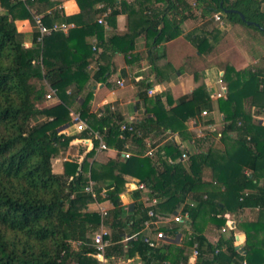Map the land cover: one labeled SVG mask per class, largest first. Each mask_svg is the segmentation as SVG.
<instances>
[{
    "label": "trees",
    "instance_id": "1",
    "mask_svg": "<svg viewBox=\"0 0 264 264\" xmlns=\"http://www.w3.org/2000/svg\"><path fill=\"white\" fill-rule=\"evenodd\" d=\"M133 3L143 14L139 28L102 38L103 24L98 18L106 7L111 15H130L138 12L131 9ZM59 4V0H0V264H99L90 236L100 223L111 230L110 244L104 251L109 258L139 254L142 264H189L188 249L195 247L194 264H263L264 254L258 257V246L247 237L241 252L233 246L232 235L211 244L196 231H190L180 245L164 242L150 247L141 237L128 239L124 247L121 240L143 227L149 210L160 215L174 213L181 202L192 223L207 205L211 220L221 227L226 221L222 213L227 203L220 200L224 194L233 196L237 208L257 204L258 220L264 222V186L251 189L257 163L264 166V125L253 118L264 116V66L240 71L243 112L229 117L219 137L236 143L238 158L229 165L211 147L189 154L186 162L178 159L169 163L167 157L175 159L181 154L174 138L156 147L151 158L140 156L146 151L144 138L180 131L184 121L200 117L203 109L212 110L196 75L192 91L168 109L161 102V93L147 95L151 82L146 77L134 79L145 112L153 115L130 123L122 122L121 114L110 106L104 114L89 112L91 92L86 93L76 109L81 119L101 134L107 146L118 153L131 152L119 171L113 169L118 158L104 163L92 159L98 141L86 129L68 137L90 139L91 147L80 160H65L63 173L57 174L52 159L60 154L61 126L70 124L71 101L90 78L105 81L109 77L115 53L133 50L136 38L142 35L148 38V59L163 58L156 46L180 34L185 19L203 20L215 14H221L226 23L251 26L264 34V0H104L102 7L89 5L74 15H65L57 8ZM32 7L40 22L69 24L67 31H53L38 42ZM18 19H29L33 25L29 47L24 46V35L16 27ZM225 32L224 26L216 25L189 31L185 37L200 54H209ZM91 35L97 37L92 44L87 41ZM90 58L97 63L91 75L87 68ZM71 83L75 89L67 94ZM49 88L56 89L60 101L40 107ZM218 108L233 111L234 105L218 98ZM33 118L38 120L32 122ZM211 120L207 115L202 122ZM206 168L211 172L208 182L203 180ZM125 175L137 178V184L142 183L149 200L155 202L124 208L120 194L125 190ZM89 179L92 191H85ZM221 186L226 192L216 197L214 189ZM133 195L138 197L140 189L134 188ZM101 200L111 203L102 218L88 209L90 203Z\"/></svg>",
    "mask_w": 264,
    "mask_h": 264
},
{
    "label": "crops",
    "instance_id": "2",
    "mask_svg": "<svg viewBox=\"0 0 264 264\" xmlns=\"http://www.w3.org/2000/svg\"><path fill=\"white\" fill-rule=\"evenodd\" d=\"M103 1L104 0H59L60 4L57 5V8L63 9L65 15H74L78 13L80 9L89 5L93 8L102 7ZM125 1L131 3L134 0ZM107 8L110 9L109 6H107ZM134 8L137 7L133 3L131 9L138 11ZM30 11L33 15H38L34 7L30 8ZM128 15L129 14L125 12L117 15H111L109 12L106 13L102 23V38L106 39L111 34L118 31L127 32L139 28L143 16L142 12H130V15ZM219 15L220 17L222 16L221 14ZM203 20L199 18L185 19L181 24L182 32L180 34L156 46L158 53L161 54L163 52L164 57H160L154 61H150L147 57L149 51L147 47L148 38L142 35L138 36L134 42L135 45L133 50L126 54L115 53L112 56L110 65L112 72L105 81H95L92 78L87 80L86 87L76 94L69 105L70 124L67 123L60 128L63 133L61 141L59 142L60 154L52 159L53 172L62 174L65 160H80L84 152L88 151L91 147V141L89 140H82V138L78 137L68 139L71 135L79 132L71 122V117L72 113L78 112L76 109L88 91L91 92L88 101L89 112L104 114L105 107L110 106V109L118 111L121 114L123 119L122 122L130 123L145 117L151 118L153 114H147L145 112V106L137 94L138 87L133 82L134 79H142L145 77L148 82H151V87L147 91V95L150 96L153 93H161V102L164 107L168 109L177 103L180 96L192 91L194 75H196L205 99L212 103V110H207L206 114L200 113V117H193L184 121V127L179 129L180 131L176 130L167 135L159 134L156 137L144 138L143 145L146 147V151L140 156L151 158V155L147 154L148 150L153 149L154 151L156 147L161 146L166 140L174 138L179 144L178 151L181 152V154L175 159L170 156L167 157L169 163L176 162L178 159H182V161L186 162L189 154L205 151L209 147L214 150V153L220 155L221 161L227 162L228 165L238 158H235L234 151L236 143L228 138L220 140L219 137L229 117H231L233 113L243 112L244 103L242 98L240 71L248 66H264V36L262 35L263 37H260L263 38L262 41L257 42L260 45L257 43L253 45L247 40L246 36H243V34H245L244 30L247 28L245 25L225 23L224 27L226 32L220 36L213 51L209 54H200L186 39L185 34L193 30L211 29L212 27L207 28V23L204 24ZM219 22L223 24L222 18ZM15 24L17 29L24 35V46H31L33 36V25L31 21L29 19H18L15 20ZM70 24L71 26L73 25V23ZM249 31L252 32V29H249ZM227 36H231V40L229 41L231 43L228 44L227 50H223L222 45H224L223 42ZM96 40V35L87 37V41L91 44ZM220 49L224 56L218 58L217 54H220V51H218ZM136 54L139 55V59L134 58V56L137 57ZM89 61L87 68L91 75L92 72L90 71H93L92 69L97 67V63L91 58ZM222 87L223 90H221ZM74 89L75 84L71 83L67 85L66 93L69 94ZM220 91H222L221 96L211 97L212 94ZM218 98L232 101L234 110L226 111L224 109H219ZM44 101L49 102V104L40 105V107H48L49 105L58 103L60 98L56 95V97L45 99ZM251 110L253 111V107ZM207 115L208 118L212 120L211 122L203 123L202 121H204ZM253 118L264 125L263 115H253ZM126 146L128 147L129 143H127ZM182 153L185 154V157L182 156ZM115 158L119 160L116 162L113 169L119 171L126 158L123 157L121 153H118L117 149L109 147V145L106 150L96 151L95 149L92 159L104 163L109 159ZM257 164V169L252 180V190L264 186V166H262L260 162ZM245 172L249 173V170H245ZM125 179L127 181L125 183V190L120 194V200L124 208L129 210L134 203L138 202H142L144 205H151L155 202V200H149L146 190L144 189L145 187H138L140 183L137 184V178L125 175ZM203 180L206 182L211 180V172L208 168L203 171ZM106 181L108 182L109 180L107 179ZM136 187L140 189V195L138 197L133 195L134 188ZM214 191L216 192V197H220L223 192H226V189L224 186H221L219 189H214ZM220 200L227 203V208H225L226 210L222 213L226 221L221 227H217L213 223L210 217V207L207 205L205 207L204 205L193 223L189 221V217H184L183 220L178 222L173 219H167L168 221L165 222V224L161 223L157 228L168 231L169 236H171V239L165 242L180 245L189 237L190 231L201 233L211 244H215L221 236L227 237L228 235H232L234 237L232 244L238 251H243L244 243L248 238L250 243L258 246L255 248L258 257L262 256V254H264V222L258 220L259 206L255 204L237 208L233 196L231 197L228 194L222 195ZM220 204L223 205V203ZM183 205L184 203L181 202L176 207L174 213H164V215L170 217L181 215L184 213ZM99 206H102L107 211L111 207V203L107 200L93 201L88 205V209L99 212ZM102 225L109 231L110 237L111 230L109 226L103 223ZM153 230L155 229L151 226H143L136 232L137 238H133V240H137L144 235L152 236L154 234ZM92 235L90 236L91 240ZM126 237L124 236L121 240L124 247H126V241L128 240ZM96 259L99 264H142L143 262L139 254L124 258H109L104 256L103 261H100L99 257L96 256ZM195 260L196 255L193 253V247L189 248L187 261L189 264H194ZM254 264L258 263L254 262Z\"/></svg>",
    "mask_w": 264,
    "mask_h": 264
},
{
    "label": "built area",
    "instance_id": "3",
    "mask_svg": "<svg viewBox=\"0 0 264 264\" xmlns=\"http://www.w3.org/2000/svg\"><path fill=\"white\" fill-rule=\"evenodd\" d=\"M109 11H110V9L106 7L105 12L102 15H100V17L98 18V22L103 23V17ZM214 18H215V20H218V21L221 19L219 14H215ZM34 26L38 30L37 41L41 42L43 36L48 35V34L52 33L53 31H56L59 29L64 31V32L67 31L69 24L61 23L60 25H58L57 23H51V24L47 25L45 23L40 22L38 20V16L34 15ZM221 90H223V87ZM221 94H222V91L215 93V94H212L211 97H219V96H221ZM54 97H56V89L55 88H49V90L45 94V99H52ZM201 113L206 114L207 110L203 109L201 111ZM71 122L74 124L75 129L77 131H82V130L86 129V130H88V135H92L94 138H97L98 143L95 147L96 151H102V150L108 149V146L106 145L101 134L98 131L89 128L86 125V123L84 122V120L81 119L78 112L72 113ZM122 128H124V124L121 125V129ZM86 140L90 141L89 138ZM121 154L125 158L129 156L128 152H122ZM147 154L152 156L153 149L148 150ZM182 156L185 157V154L182 153ZM92 185H93V182L89 179L88 184L85 186L84 190L85 191H92ZM138 187L142 188L143 184L140 183L138 185ZM98 211H99L98 213H99L101 218H102V216H104L106 214V209L103 208L102 206H99ZM147 214H148L149 218L144 221L143 226H145V227L151 226L155 230H153L154 234L152 236L144 235L142 237V239L150 247H157L160 244L164 243L166 240L171 239L170 238L171 236H169L168 231H164L162 229L157 228V227H159V225H161V223L165 224V222L168 221L167 219H173L174 221L178 222V221L183 220L184 217H186V218L188 217V213L186 211L184 213H182L181 215H174L171 217L165 216V215H160V214H155L151 210H149L147 212ZM222 230H224V229H222ZM136 236H137V234L135 233V234H132L130 236H127L126 239L137 238ZM109 244H110L109 231L107 229H105V227L102 225V223H100L92 235V245L95 246V248L97 250V256L99 257L100 261L104 260V251ZM193 253H194V255H197V253H198L197 249L195 247H193Z\"/></svg>",
    "mask_w": 264,
    "mask_h": 264
},
{
    "label": "rangeland",
    "instance_id": "4",
    "mask_svg": "<svg viewBox=\"0 0 264 264\" xmlns=\"http://www.w3.org/2000/svg\"><path fill=\"white\" fill-rule=\"evenodd\" d=\"M221 18H222V16H221ZM204 21V24H206L207 23V28H211V27H213V26H224L225 25V23L226 22H224V19L222 18V22H223V24L222 23H220L219 21H217V20H215V18L214 17H210V18H207V19H205V20H203ZM241 25H243V24H241ZM245 27H247L245 30H244V33L245 34H243V36H246L247 37V40L251 43V44H256L257 42H260V41H262V39L263 38H260V37H263L264 36V34H262L259 30H257V29H255V28H253V27H251V26H245ZM249 27V28H248ZM249 29H252V32H250L249 31ZM243 31V30H242ZM254 31V32H253ZM263 35V36H262ZM231 40V36H227V37H225V39H224V42H223V44L224 45H222V49L223 50H227V46H228V44H230L231 42H229ZM258 45H260L259 43H257ZM248 47H249V45H248ZM218 51H220V54L218 55L217 54V56H218V58H220L221 56H224L223 55V52L221 51V49L220 50H218ZM215 54H216V52H215ZM70 91V90H69ZM45 100V99H44ZM44 102V103H43ZM40 105H48L49 104V102H47V101H43ZM36 120H38L37 118H33L32 119V122H34V121H36ZM129 153H131L130 151H129Z\"/></svg>",
    "mask_w": 264,
    "mask_h": 264
},
{
    "label": "water",
    "instance_id": "5",
    "mask_svg": "<svg viewBox=\"0 0 264 264\" xmlns=\"http://www.w3.org/2000/svg\"><path fill=\"white\" fill-rule=\"evenodd\" d=\"M242 19H244L242 14H239ZM248 24H251V22H247Z\"/></svg>",
    "mask_w": 264,
    "mask_h": 264
}]
</instances>
